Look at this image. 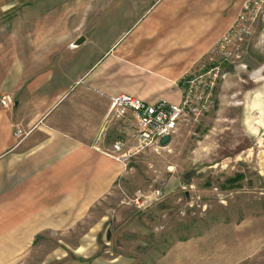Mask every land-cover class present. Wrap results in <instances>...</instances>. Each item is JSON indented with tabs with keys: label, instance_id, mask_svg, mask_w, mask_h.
<instances>
[{
	"label": "rangeland",
	"instance_id": "1",
	"mask_svg": "<svg viewBox=\"0 0 264 264\" xmlns=\"http://www.w3.org/2000/svg\"><path fill=\"white\" fill-rule=\"evenodd\" d=\"M31 1L0 0V24L10 25L0 33L4 54L18 50L10 38L17 23L31 21ZM116 2L45 3L40 19L48 12L56 25L47 32L56 65L65 59L70 75L93 70L102 57L129 40L133 32L127 29L140 17L134 15L140 9L129 11L123 0ZM62 23L67 24L57 27ZM64 35H69L71 52L67 40H58ZM78 39L82 42L75 46ZM239 39L218 43L180 79L183 87L201 72L218 70L206 109L181 119L167 146L141 147L130 116L121 120L111 113L107 133L109 142L124 144L121 151L131 169L127 186H116L69 235L40 239L25 264L42 263L62 244L76 247L81 235L102 218L108 221L92 240L95 254L82 260L67 253L65 264H91L96 257H128L134 264H264V7L251 34Z\"/></svg>",
	"mask_w": 264,
	"mask_h": 264
},
{
	"label": "crops",
	"instance_id": "2",
	"mask_svg": "<svg viewBox=\"0 0 264 264\" xmlns=\"http://www.w3.org/2000/svg\"><path fill=\"white\" fill-rule=\"evenodd\" d=\"M33 1L31 21L17 23L10 38L16 53L4 54L0 42V98L13 99L12 107L0 106V264H25L40 239L69 235L116 186H127L131 169L121 151L124 144L109 142L107 133L111 100L126 95L147 104H178L180 79L234 27L246 2L123 0L129 11L140 9L134 14L140 17L127 29L133 35L93 70L70 75L65 59L56 65L50 53L47 32L56 25L48 12L40 19L51 0ZM8 27L0 24V33ZM68 36L58 40H67L71 52ZM118 126L124 129L122 123ZM16 128L24 136L14 137ZM107 221L102 218L83 233L72 249L68 244L54 247L40 264H65L67 253L87 260L95 254L92 240ZM91 264L134 260L96 257Z\"/></svg>",
	"mask_w": 264,
	"mask_h": 264
},
{
	"label": "built area",
	"instance_id": "3",
	"mask_svg": "<svg viewBox=\"0 0 264 264\" xmlns=\"http://www.w3.org/2000/svg\"><path fill=\"white\" fill-rule=\"evenodd\" d=\"M264 7V0H246L242 12L234 27L220 40L221 45H229L241 36L251 34V29ZM220 45V46H221ZM218 70L209 69L201 72L197 78L188 79L182 87V97L178 104L157 102L147 104L138 99L121 95L111 100L110 111L116 118L129 115L135 127V138L141 147L159 146L164 136H170L175 131L179 121L187 114H201L212 99V94L218 82ZM0 106L8 109L13 106L9 95L0 98ZM24 136L21 129L14 130V137ZM119 151V146H114Z\"/></svg>",
	"mask_w": 264,
	"mask_h": 264
},
{
	"label": "water",
	"instance_id": "4",
	"mask_svg": "<svg viewBox=\"0 0 264 264\" xmlns=\"http://www.w3.org/2000/svg\"><path fill=\"white\" fill-rule=\"evenodd\" d=\"M82 42V39H78L76 42H75V46H78L80 43ZM170 143V136H164L160 142H159V146L160 147H165L167 146L168 144Z\"/></svg>",
	"mask_w": 264,
	"mask_h": 264
},
{
	"label": "trees",
	"instance_id": "5",
	"mask_svg": "<svg viewBox=\"0 0 264 264\" xmlns=\"http://www.w3.org/2000/svg\"><path fill=\"white\" fill-rule=\"evenodd\" d=\"M184 85V84H183Z\"/></svg>",
	"mask_w": 264,
	"mask_h": 264
}]
</instances>
